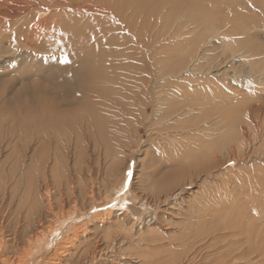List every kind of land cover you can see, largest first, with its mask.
<instances>
[{
	"label": "bare ground",
	"instance_id": "1",
	"mask_svg": "<svg viewBox=\"0 0 264 264\" xmlns=\"http://www.w3.org/2000/svg\"><path fill=\"white\" fill-rule=\"evenodd\" d=\"M29 1L30 4L34 2V0ZM62 1L65 0H49L47 3L54 6L53 9L59 10L63 7L65 8L64 11H70V6H65L64 3H61ZM84 1L85 0H74L71 5L73 6L71 11L91 9L90 13L98 15L103 14V16L104 14L108 16L110 13H118L117 19L113 20L114 24L121 23V25L124 24L127 28L142 27L141 30L143 28L148 30L153 28L156 30L159 27L164 29V31L170 32L174 29L180 31L181 29L186 30L190 27H193V29L197 28L198 30L195 31L196 33L192 32L193 29H187L190 38L200 39L201 45L202 42L206 43L203 48L200 47L196 59L200 61L203 59L208 61V59H210L209 64H212L215 60L211 58H214L217 53L222 55L226 51V55L224 54L221 59L217 61L218 63H239V65L232 68V72L229 74L230 77H228V84L233 86H238L239 84V86L247 90L251 89L252 85L257 87L256 90H254L252 99H250L251 101H247L243 106V111L241 112L245 113L243 115L244 118H242L248 122L251 117L258 113L261 107L260 100H262L261 97L263 95V92L260 93V91L264 89V63L259 62L263 59H261L258 54L260 50L263 51L264 49V34L261 36L259 34L250 33V30L253 28H264V8L262 11L257 12L252 5L253 2L257 1L214 0L216 10L223 5H229V2L230 4L237 2L244 7V13H257L258 16L260 15L262 17L260 19H255L248 16L250 19H247L246 23L240 22L239 25H232L229 24L230 19L225 15L222 17V23L226 28H220L210 24L208 29H205L203 25H206L207 22V17L202 14L205 8L199 9V6L196 7L197 1L195 0H155L149 5L142 0V9L135 4L134 0H98V7L86 6V1ZM204 1L208 2V0ZM199 2L202 3V0H199ZM11 3L14 4L13 2ZM181 5H185V7H179ZM6 6L9 7L7 2ZM18 6L17 4L16 7L14 5L11 6V10L3 14V16L6 19L7 17L11 20L13 18L15 19L16 16L21 14ZM28 6L29 4L27 3L26 7ZM189 6H193L197 9L192 15H189V13L188 15H182L183 13H181L180 17L176 18L174 16V10L184 12ZM30 8L29 6L28 10ZM21 9H23L22 6ZM207 9L208 7L206 10ZM221 9L222 8H220L218 12H220ZM62 14L64 13L62 12ZM255 24H259V27ZM117 27L118 25L116 24L115 28ZM200 27H202L203 30ZM28 29L31 33L35 30V28L31 27ZM50 29L51 28L46 27L44 31H50ZM240 30L246 34L242 33V31V35L239 34ZM212 32L216 33L219 44H216L217 42L214 44L213 40L215 38L210 35L213 34ZM244 35H249L248 38H253V40L257 38L259 40L258 42H261L259 43L257 53L253 51L254 47L243 48L241 42L242 39L245 38ZM70 37L73 38V35H70ZM66 38L67 40H64V43L69 44L72 42L67 36ZM173 38H175V36H173ZM86 40L88 41L87 38ZM89 40L91 41V39ZM103 40L98 42L97 46L100 45L99 43L103 42ZM111 41L114 40L112 39ZM220 42L224 44L230 42L235 44V46L229 48V45H227L225 51H218L221 47L224 49V46L221 45ZM64 51L68 50L64 48ZM51 56L54 57V55ZM50 59L42 58L39 60L38 66L41 68L38 67L28 74L21 75V79L28 80L30 78H35L38 82L40 81L43 83L40 84L42 85L40 87L45 90L44 94H47L49 97H47V101L45 99L46 102H44L43 105L40 104L42 106L41 109L46 107L53 111L52 114H47V116L42 115L41 119H38V122H0V264H127L129 260L127 261L124 258V263L120 260L121 257L118 254V243L116 240L112 239L111 242H107V244L101 247V243L109 239L108 230L110 229L121 233L122 237L127 239L126 249H129V244H138V242L135 243L136 240L142 242V244L139 242L136 251L130 249L135 259L131 262L133 264H149L148 261L152 258H154L155 261H159L161 264L263 263L264 257L260 255L261 247L264 245V241H262L263 235L253 231L254 227L260 225L258 222L259 220L255 219L256 217L253 221L244 220V225L241 224L242 232L239 233V236L234 241L232 237L236 236L232 233L233 225L231 227H226V229L228 228L227 230L229 233H227L229 235L225 236V233L224 235L216 236L213 242H211L210 235L212 234H209V229H205V232L197 229L191 235L190 232L188 233V231H186L188 234L185 233V235L176 236L174 239L175 244L182 245V248H186V254L183 253L184 257H182L181 254H177L176 251H173L171 248V256L169 254H164L161 255V257H157V255L160 254L159 252L151 253L154 232L156 229L160 228L161 222L167 220L166 217L162 216V210L159 211V209H155L156 215H160V218L158 219L157 217L158 222L150 225L149 230L138 231V229H136L139 227L138 225L140 222L142 223L138 218L141 215L140 209L147 211L152 208L151 206L154 204L151 202L152 198L160 195L157 190L158 193L154 190L152 191L154 196L151 197L148 195L153 183L149 178H159L156 179L157 183L163 188L161 191H164L168 182L177 181L178 177L176 178V174L184 178L189 172L191 173L196 170L194 169V161L198 156L204 157L205 160L208 161L207 165H213L212 167H214L216 162H218V155L223 154L222 151L226 150L224 146L227 142H233L238 149H241L240 144L243 142L240 143V141L244 136L243 131L245 130L236 126L235 122H230L231 114L228 117H223L228 122H225L223 119H212L213 117L211 118L212 113L210 111V106L212 107L213 105L212 101L205 102L206 100L202 98L201 102L196 96L192 99L188 97V99H182L181 97V99L178 100L179 104L176 106L175 95L171 90L182 85V88H180L181 95L186 94V96H188L187 94L190 92L188 85L190 86V83L194 81L193 78L196 77L198 63L196 65L194 60L192 62L190 60V63L184 66V70H179L178 72H173L169 68L170 73L166 70L167 75L161 74L156 64L150 65L145 69L147 73L146 77H144L143 70L140 71V69L138 70L136 67L134 72H136L137 75L129 69L128 75H122L119 76V78L111 75V77L106 80H103L105 75H102V80L100 79V81H98V59L96 58H89L86 55L81 56V54L75 53L66 57V63L61 62L65 58H55L58 61L56 66L47 65ZM247 61H251L252 67L245 64ZM218 63L215 64V66H222ZM44 67L45 69H42ZM214 69L216 68L212 65L207 73L212 75L214 71L211 72V70ZM222 69L223 67L218 69L217 75L214 76L224 75V73L221 74L220 72ZM156 70L157 72H155ZM207 73H202L200 76H205ZM17 77L19 78V76ZM116 79H118L117 84L115 83ZM200 80L201 79H199V81ZM114 84H116L115 87ZM40 87H38V89ZM33 89L35 91L34 87ZM174 91L177 92V90ZM37 92L38 91L35 93ZM114 93L116 95L124 93L125 96L119 103L118 98L116 103H109L108 99L111 98L110 95ZM177 93L180 95L179 92ZM205 94L206 93H202L201 96H205ZM192 100L193 104L191 105ZM220 101L222 100H219L217 103H219V108L222 107L223 109H225L224 107L226 105L228 106L231 103L230 100H223L221 103ZM37 103L38 101L36 105ZM171 104H175V106H171ZM251 105H257L255 111L252 113L250 111ZM222 108L221 111L223 110ZM80 109L85 110L84 115L75 114V112L77 113ZM54 110H56L55 113L59 115H56V118L54 117ZM200 110H202V114L204 111V114L198 122H191L190 119H188L189 123L185 121L180 122L182 120L176 121L179 117H186L187 119L193 112H198ZM114 112L119 116L117 117V115H114ZM173 112L177 114L175 117H171L175 114H173ZM247 113L250 115H247ZM74 114L77 121L73 119ZM120 115H124L125 117ZM173 119L175 120L172 121ZM109 122H113V125L111 126ZM126 122H130L131 128L136 127L138 125L136 122H139V125L147 129L148 134H158V132H160L161 134H159L162 137L160 141L162 140V144L165 146L164 148L171 151L173 145L168 143V141L172 140L173 137L180 133V138L182 141L188 142V145L183 142L178 148L173 150L179 153L177 156L180 159L185 157V152H187L189 156L187 162L193 161L189 167L191 171L186 172L188 163L185 166H180L183 167V169L178 166V164L182 165V160H179V163L177 162V164H173V166L168 164L169 160L167 161L165 159V161H163L164 165L159 161L161 158H158L159 160L152 158L153 160L150 162L141 161L143 173L137 180L133 179L129 184L130 188H128V184H125L124 176L127 163L122 162L123 158L119 153L125 146L128 148L133 147L132 152H129L130 154L128 156L133 157V153H138L140 151L141 144L135 135L136 130L133 132L131 130V134L127 133L130 126H128ZM200 122H204L205 126H198ZM114 124H116V126ZM183 124L186 125L184 129L180 130L179 127ZM171 130H173V132H171ZM171 133H173V136H170ZM217 139H219L220 142H218ZM198 149L202 152L196 154V150ZM94 152L97 154L96 163L89 161ZM224 152L228 155L229 150ZM98 155H103L105 157L107 165L98 163ZM118 159H120V161H118ZM160 167L163 168L161 169ZM177 167L178 170L175 172L168 171L172 168L177 169ZM207 167L208 166H206V168ZM118 168L121 170L123 169L124 172H121L115 182H112L113 179H110L112 182L111 186L109 185L105 195L103 194L104 197L101 198L99 190L102 187L101 189L105 191V188L102 186L105 185V181L103 180L104 177L107 185L108 175ZM196 168L198 169L199 167ZM197 173L190 174L187 180L190 179V183L197 181L199 178V173ZM168 174L172 176L170 180L166 179ZM194 175H197L196 177L198 178L193 181L192 177H194ZM205 178L206 177H204V179ZM136 189L139 190L140 193L137 194ZM174 194L173 196H176L177 192ZM115 195L125 200L127 204L125 210L120 208L116 209L117 207L114 202L117 200V197ZM251 204H255V202ZM100 206L108 213L106 214L107 217H104L106 218L105 221H100V225H98L97 222L96 227L104 232H100V238L96 239L95 236V238H92L93 241L87 242L85 240L88 234L82 230L83 225H81L77 219L84 218L88 212ZM123 207L124 206L121 208ZM75 208H77L79 212H76ZM261 208L264 209V205H262ZM173 215H175V213ZM222 215L223 214H221V216ZM147 217L150 216L148 215ZM190 221L189 223H191ZM221 221H224L223 217ZM67 223L70 224L67 225ZM64 225H66L67 229L63 232L61 228ZM181 225L183 227L187 226L184 220L181 222ZM134 229L135 232L133 233ZM59 233L61 234V238L56 239ZM96 235H98V230ZM228 238L229 245L226 244L227 241H225ZM75 240L85 241V249L84 246L78 247L79 249H73L77 248L73 242ZM52 242L55 244L54 248ZM120 242L122 243V241ZM124 243L125 242L121 244L122 247H124ZM217 243L218 245L219 243L222 244L220 247L217 246L216 248L215 244ZM211 245H215L216 253L219 254L218 258L212 257L213 254L209 255L210 252L207 250L211 248ZM68 246L73 247L69 249ZM126 249L124 248L123 250L126 251ZM90 250L91 252H89ZM245 250L251 251V255H249L250 261L244 259L246 257ZM86 253H89L91 258L83 263L82 260ZM205 256L206 260L204 261Z\"/></svg>",
	"mask_w": 264,
	"mask_h": 264
},
{
	"label": "rangeland",
	"instance_id": "2",
	"mask_svg": "<svg viewBox=\"0 0 264 264\" xmlns=\"http://www.w3.org/2000/svg\"><path fill=\"white\" fill-rule=\"evenodd\" d=\"M28 1L29 0H0L1 2L0 3V122H38V119H41L42 115L47 116V114H52L53 111L49 110L46 107L41 109L42 106L40 104L43 105V103L47 101V97H49L47 94H44L45 90L42 87H40L42 86L40 84L43 83L40 81L38 82V80L35 78L34 79L30 78L28 80L21 79L22 78L21 75L28 74L30 71L36 70L38 67H40L38 66L39 65L38 62H40L39 60H41L42 58L43 59L52 58L50 59L49 64L47 63V65L49 66H56L58 64L57 63L58 61L55 58L60 57L64 59L69 55L75 53L81 54V56L86 55L89 58H96L98 59V73H97V75L99 76L98 81H100L102 75H105L103 80L109 79L111 75H113V77L116 78H119V76L122 75H128L129 69L135 75H137L136 72H134V69L136 67L138 70L140 69V71L143 70L144 77H146L147 73L145 69H147L148 66L155 64L157 65V68L161 74L167 75L166 73L167 72L170 73V69L173 72H178L179 70L183 71L184 66L187 65V63H190V60L191 62L194 60V63L196 65L198 63L197 72H196V77L193 78L194 81L190 83V86L188 85V87L190 88V92L189 94H187L188 96H186V94L181 95L180 88H182V85L179 86L178 88L175 87L176 89L171 90L175 95L176 106L177 104H179L178 100L181 99V97L182 99L185 98L192 99L194 98V96H196V98L198 97L199 101H201L202 98L206 100L205 102L212 101L213 105L212 107L210 106V111L212 113L211 118L213 117L212 119L225 120V118L223 117L224 116L228 117L231 114L230 122H235L236 126H239L245 130L243 131L244 136L240 141V143L243 142L242 144H240L241 149H238L235 143L227 142L224 147L226 148V150H229L228 155L227 153L224 152L226 150L222 151L223 154L218 155V162H216L214 166L215 168L212 167L213 165L210 166L207 165L208 161H206L204 157L198 156L197 159L194 161L195 162L194 169L196 170L192 171L191 173L189 172L188 174L186 173L187 176L185 175L184 178L176 174V178L178 177L177 181L168 182V183L166 182L167 183L166 189L164 191H161V189L163 188L159 185V183H157L156 179L159 178L157 177L149 178V180L153 181V183L152 186L150 185L151 191L149 192L148 195H150L151 197L154 196L152 193L153 190L154 191L157 190L159 193L157 191L156 193L160 195L158 196L159 198L153 197L152 200L150 199L152 204L154 203L151 206L152 208L148 209L147 211L140 209L141 215L138 218L140 219V221H142V223L140 222V224L138 225L139 227H137L136 229H138V231L149 230L150 229L149 226L152 225L153 223L158 222V219L160 218V215H156L155 209L157 210L159 209V211L162 210L163 213L162 216L166 217L167 220L165 222H161V225L159 226L160 228L156 229L159 232V234L155 230L154 238L152 241L153 248L151 249V253L152 252L160 253L157 255V257L158 256L161 257V255L164 254H169L171 256L170 248L173 251H176L177 254H181V256L184 257V254H186V248H182L183 247L182 245L180 246L179 244H175L174 239L176 236L185 235V233L188 234L189 232L191 235L197 229H200L203 232H205V229H209V234L210 233L212 234L210 235L211 242H213L214 237L216 236H221L224 235L225 233H226L225 236L229 235L228 234L229 232L227 230L228 228L226 229V227H231L233 225L232 233L236 236V237H232V240L234 241L239 236V233L242 232L241 224H243L246 220L253 221L255 217L256 220H259L258 222L260 225L254 227L253 231L261 233L263 235L262 241H264V224H263L264 209L261 208L262 205H264V149H263L264 148L263 147L264 146V89L260 91V93L263 92V95L261 97L262 100H260L261 107L258 113L255 116L251 117L250 120H248V122H246L245 119H243L244 118L243 115L245 112H241V111H243L244 104L247 101H251L250 99H252L254 90H256L257 87L252 85L251 89L247 90L246 88L243 89L242 86H239V84L238 86L237 85L233 86L231 84H228L229 82L228 77H230L229 74L232 72V68L239 65V63L225 64V63L217 62L226 53L225 50L227 48V45H229L228 46L229 48H232L235 46V44L230 42L224 44L220 42V44L224 46V49L221 47L218 51H225V53L222 55L217 53V55L214 58H211L214 59L215 61H213L212 64H209L210 59H208V61H206V59H203L201 61L196 59L197 57L196 55L198 54L200 47L203 48L206 43L202 42L201 45L200 39H193L192 37L190 38L187 29L192 30L193 27L187 28L186 30L181 29L180 31H176L174 29L171 30L170 32L164 31V29L159 27L158 28L156 27L157 28L156 30H154L153 28L149 30L143 28L141 30L142 27L127 28L124 24L121 25V23H115V24L113 23V20L117 19V16L119 15L118 13L115 14L110 13L108 16L104 14L103 16V14L98 15V14L90 13L91 9H87L89 11L87 10L71 11V9H73V6L71 5L72 2H74V0H65L61 2L64 3L65 6H70V11L67 10L64 11L65 8H63L62 6H61L62 9L59 10L53 9L54 6H51L47 3L49 0H34V2L31 3L32 5L30 4V1L29 2ZM85 1L84 2L86 3V6L98 7V0H90V1L85 0ZM134 1L135 4L138 5L140 9H142L143 1L142 0H134ZM144 1L147 2V5H149L152 4L155 0H151V1L144 0ZM195 1H197L196 7L199 6V9L200 8L202 9L204 7L206 10V8L208 7L206 11L205 10L202 11V14L207 17L206 25L203 24L205 29H208L210 27V24H213L214 26L220 28L224 27L222 23V17L225 15L226 17H228V19H230L229 24L232 25H239L240 22L246 23V20L250 19L248 18V16L255 19H260L262 17L260 15L258 16L257 13H250V14L244 13V7L237 2L231 4L229 2V5L221 6L220 8L222 9L220 12H218L220 8L216 10V4L214 0H208V2L202 0L203 5L201 2H199V0H195ZM255 1L257 2H253L252 5L255 7L257 12L262 11V9L264 8V1L263 0H255ZM6 2L9 4L10 8L6 6ZM9 2L10 3L13 2L14 4L12 3L10 4ZM27 3L31 7L29 10H28L29 6L26 7ZM16 4L17 6L19 4L18 7L20 8L21 14L16 16L15 19L13 18L11 20L8 17L6 19L3 16V14L10 11L12 8L11 6L14 5L16 7ZM23 5L25 6V9ZM21 6L23 9H21ZM179 7H185V5H181ZM195 10L197 9L193 6H189L187 10H185L184 12L182 11L179 12V10L177 11L174 10V16L176 18L180 17L181 13H183L182 15L184 14L188 15V13L189 15H192ZM62 12L65 15L62 14ZM62 19H64L65 22ZM116 24L118 25L117 28H115ZM47 25L50 27H48ZM255 25L259 27V24H255ZM29 27L35 28V30L31 33L28 29ZM46 27L51 28L50 29L51 32L44 31V28ZM200 28L203 30L202 27ZM224 28H226V26ZM197 30L198 29L195 28L192 30V32H195ZM241 31L242 30H240L239 34H241ZM212 33L213 34L210 35L214 36L215 38L213 40L214 44L215 42H217L216 44H219V40H217L216 33L214 32ZM242 33L244 32L242 31ZM250 33L259 34L262 36L264 34V28L263 29L253 28L252 30H250ZM70 35H73V38L70 37ZM66 36L68 37L69 40L72 41L71 43L69 44L64 43V40H67ZM173 36H175V38H173ZM244 36L245 38H243L241 42L243 48L254 47L253 51L257 53L259 49V43L261 42H258L259 40L257 38H255L254 40L253 38L251 39L248 38L249 35H244ZM86 38L88 39V41L86 40ZM89 39H91V41ZM112 39L114 41H111ZM101 40H103V42L99 43L100 45L97 46L98 42H100ZM91 44H94L95 46ZM64 48H66L68 51H64ZM263 52L264 49L263 51L260 50V53L258 54L259 57L263 59L259 61L262 63H264ZM51 55H54V57ZM250 62L251 61H247L245 64L252 67ZM217 63L221 64L222 66L220 67H218L217 65L215 66V64ZM212 65L216 69L211 70V72L212 71L214 72L212 75H209L207 71L211 68ZM222 67L223 69L220 72L221 74L224 73V75L214 76L217 75V70ZM42 69H45V67ZM155 72H157V70ZM202 73L203 74L207 73V74L205 76L203 75L200 76V74ZM17 76H19V78ZM199 79L201 80L199 81ZM117 81L118 79L115 80L116 84ZM212 81L214 82V84ZM116 84H114V87L116 86ZM33 87L35 88V91ZM38 87L40 88L38 89ZM174 90H177V92H179L180 95H178V93ZM36 91L38 92L35 93ZM202 93H206L205 96L204 95L201 96ZM110 96L111 98L108 99L109 103H116L117 98L119 99L118 101L119 103L121 99L124 98L125 94L120 93L119 95H116L114 93L113 95ZM219 100H222L220 101V103L223 102V100L231 101V103L228 106L226 105L224 107L225 109L221 107L223 109L222 110L223 112L221 111V108H219V103H217ZM37 101L38 103L36 105ZM192 104H193V100L191 101V105ZM171 106H175V104H171ZM256 106L257 105L250 106L251 113L255 111ZM55 112L56 110H54V113ZM174 113L175 112H173V114ZM75 114L84 115L85 110L80 109L77 113L75 112ZM75 114L73 115V119L77 121V118H75ZM203 114H202V110H200L198 112L196 111L193 112L192 115L188 114L190 117H188L187 119L186 117H179V119L178 118L175 119H178L176 121L182 120L180 122L185 121L186 123H189L188 119H190L191 122L192 121L198 122L203 117ZM56 115L59 116L57 113H55L54 116L55 118ZM114 115L117 114L114 112ZM176 115L177 114L175 113L174 116L172 115L171 117H175ZM247 115L250 114L247 113ZM118 116L119 115H117V117ZM120 116L123 117L124 115H120ZM175 119H173L172 121H174ZM225 122L228 121L225 120ZM109 123L111 124V126L113 125V122H109ZM126 123L131 128L130 122H126ZM136 123H138V125L131 129L128 128L127 133L131 134L130 133L131 130L132 132L136 130L135 135L137 136L141 144L140 151L138 153H133V157H128L129 154L132 152L133 147L128 148L127 146H125L122 148V151L119 153V155L123 158L122 162L127 163L126 171L124 172L123 169L121 170L120 168H118L115 171L111 172L108 175L109 178L107 179L108 180L107 185L104 177L103 180L105 181V185L102 186L105 188V191L101 189L102 187L99 190V195L101 196V198L104 197L105 192L108 190L107 188L109 187V185L111 186V183L115 182L118 179V176L121 174V172H124L125 182L127 181L128 188H130L129 187L130 182L133 179L137 180V178L143 173V167L141 166V161L150 162L153 159L159 160L161 158L159 161L162 162V164H164L163 161H165L166 159L167 161L169 160L168 161L169 165H173V164H177V162L179 163V160H182V165L178 164V166L179 167L185 166L188 163L186 172L191 171V168L189 167L191 162L193 161L187 162V160L189 159L187 152H185V157L180 159L177 156L179 153L173 150L178 148L183 142L184 144L188 145V142L182 141V139L180 138V133L177 134L175 137H173L172 140L168 141V143L173 145V149L171 151V150H167V148L166 149L164 148L165 146L162 144V140L160 141V139L162 138L160 132H158V134H154V133L148 134L147 129L145 127L139 125V122ZM116 124L114 125L116 126ZM185 125L186 124L181 125L179 129L180 130L184 129ZM201 125L205 126V123L200 122L198 126L201 127ZM171 132H173V130H171ZM170 136H173V133H171ZM217 141L220 142L219 139H217ZM227 145L230 146L228 147ZM201 152L202 151H200L199 149L196 150V154ZM89 161L95 163L97 162V154L95 152L91 155ZM118 161H120V159H118ZM98 163L102 165H107V160L103 155H98ZM206 166L209 167V170L212 168L211 169L212 171L211 170L209 171L208 167L206 168ZM196 167L199 168L197 169ZM160 168L162 169L163 167ZM180 168L183 169V167ZM176 170H178V167L177 169L172 168L168 171L175 172ZM129 172L131 173V175H129ZM193 173L194 174L197 173L199 175V178L196 177L197 175L196 176L194 175V177H192V180L194 181L196 178H198V180L196 179L197 181H194V183H190L191 182L190 179L189 180L187 179L189 175ZM203 175L204 177H206L205 178L206 180L204 179ZM171 177L172 176L168 174L166 179L170 180ZM182 178L185 180H183ZM110 179H113V181L111 182ZM175 192H177V195L173 196L175 195L174 194ZM136 193L138 194L140 193V191L136 189ZM115 196L117 197V200L114 202V204L117 207L116 209L120 208L125 210V207L127 206L125 200L119 198L118 195ZM252 202H255V204H251ZM122 206L124 207L121 208ZM75 210L76 212H79L77 208H75ZM107 213L108 212L105 211L104 208H101L100 206L99 208H95L91 212H88L84 218L77 219V221L80 222L81 225H83L82 230L85 231L86 234H88V237L86 238L85 241L87 242L93 241L92 238H95V236L96 239L100 238L101 236L100 232H104V231L101 230L100 228L97 229L96 223L98 222L97 224L100 225L99 223L100 221L103 220L105 221L106 218L104 217H107L106 215ZM174 213L175 215H173ZM221 214H223L224 216L223 215L221 216ZM148 215L150 217H147ZM222 217L224 221H221ZM183 220L187 224L186 227H183L181 225V222ZM189 221L191 223H189ZM69 224L70 223H67V225ZM239 228L241 229V231ZM66 229L67 227L66 225H64L62 226L61 231L64 232ZM97 230H98V235H96ZM186 231H188V233ZM108 232H109V239L107 240L109 241L106 240L102 242L101 247L107 244V242H111L112 239L116 240L118 243L117 245L118 246L117 250L119 251L118 254L121 257L120 260H122L123 263L125 262V260L127 261L129 260L128 263L133 264L131 262H133L135 259L133 258L130 249L136 251V247L138 246L139 242L141 244L142 242L136 240L135 243L138 242V244H134V245L129 244V249H126L127 239L125 237L123 238L121 233H118L113 229L108 230ZM134 232L135 229L133 230V233ZM60 238H61V234L59 233L57 234L56 239H60ZM85 241L83 240L73 241L75 243V246L77 247L73 249H79L78 247L80 246H84L85 249V244H86ZM120 241H122V243L125 242L124 247L121 246L122 243ZM225 241H227L226 244L228 245L230 244L228 243L229 238ZM221 244L222 243H219V245L218 243L215 244L216 248L217 246L220 247ZM215 245L213 246L211 245V248L207 251L210 252L209 255L213 254L212 257L218 258L219 254L216 253L217 251ZM52 246L54 248L55 246L54 242H52ZM72 247L73 246L70 247L68 246L69 249H72ZM262 247H261L260 255L264 257V245ZM124 248L126 249V251L123 250ZM89 252H91V250ZM245 252H246L245 255L246 257L244 259L250 261L249 255H251V251L245 250ZM89 258H91L90 254L86 253V255L83 257L82 262L84 263ZM205 260H206V256L204 258V261ZM148 262L149 264H161L159 261H155L154 258L150 259ZM262 264H264V261Z\"/></svg>",
	"mask_w": 264,
	"mask_h": 264
},
{
	"label": "snow or ice",
	"instance_id": "3",
	"mask_svg": "<svg viewBox=\"0 0 264 264\" xmlns=\"http://www.w3.org/2000/svg\"><path fill=\"white\" fill-rule=\"evenodd\" d=\"M62 63H66L67 59L65 58L64 60L61 61ZM129 175H131V173L129 172ZM127 184V181L125 182Z\"/></svg>",
	"mask_w": 264,
	"mask_h": 264
}]
</instances>
